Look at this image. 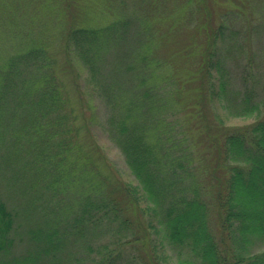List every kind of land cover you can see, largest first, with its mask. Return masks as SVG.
<instances>
[{
  "label": "trees",
  "instance_id": "1",
  "mask_svg": "<svg viewBox=\"0 0 264 264\" xmlns=\"http://www.w3.org/2000/svg\"><path fill=\"white\" fill-rule=\"evenodd\" d=\"M143 17L135 20L139 25L132 30L128 26L131 18L120 17L101 27L77 26L67 33L74 50L81 53L87 65L103 62L101 51L116 47L128 35L131 37L133 31L139 35L133 53V57L140 61L137 82L129 88L122 89L120 85L112 89L100 79L98 86L105 89H97L104 99H107L106 91L112 97L108 99L112 108L108 115L110 137L123 154L141 193L150 202V212L149 207L144 208L146 221L143 227L135 200L132 218H122L118 222L121 231L115 244L118 247L123 245L121 243L133 245L135 254L132 258L140 264H165V254L155 251L159 241H155L150 233V229H162L168 242L178 248L182 257H179L178 264H264V250L247 254L254 240L264 242V115L261 114L264 95L253 98L255 83L247 84L242 79L252 71L255 73L253 63L246 61L244 69H252L242 72L243 89L239 90L231 83L233 75L224 53L217 54L219 28L213 29L207 22L203 24L207 35L205 45L198 69H191L190 78H198L196 71L202 83L197 85L200 90L196 91L194 98L183 99L180 114L189 113V118L195 119L191 120V128L198 129L199 124L207 123L204 126V145L208 149L200 152L202 160L198 151L196 155L203 161L201 168L209 178V189L206 188L212 192L208 200L204 198V185L191 182L193 179L187 176L183 161L185 140L174 137L173 141H168L166 131L158 133L171 129L162 117L167 109L163 107V98H159L161 83L152 77V62L158 63L157 56L153 54L157 45L151 25L153 19L149 15ZM161 38L160 33V42L163 41ZM120 57L124 59L123 54ZM56 68L55 60L47 49L38 45L13 54L0 63V120L9 112L8 121L14 124V118L27 113L26 121H21L18 132L0 135L4 141L12 138L10 142L16 145L15 150L4 152L0 142V191L11 190L16 194L9 208L0 193V255L9 252L13 246L11 233L21 225L18 220L22 217L35 218L34 214H39L35 218L39 222L37 226L28 227V237L31 244L43 242L35 249L29 248L23 256L4 259L5 262L0 264H12L13 261L14 264H39L44 254L57 249L55 235L60 219L56 211L61 208L62 197L71 190L78 196H85L80 198L79 212L73 217L72 229L96 222L101 217L110 216L118 220L121 218L119 211L126 210L131 189L135 191L136 186H126L120 192L116 191L120 194L117 197L112 187L96 197L97 200L91 198L102 169L109 168L94 165V158L99 153L95 144L73 142L67 136L69 118ZM23 69L29 73L24 81L19 79ZM184 74L188 75V72ZM182 76L176 78L183 82ZM92 80L95 84L98 81L96 73L92 74ZM258 80V85L262 84L264 90V75ZM193 87L177 83L173 96L181 100L180 96L185 91L195 90ZM215 98L221 100L231 115L256 113L259 117L239 126H226L218 118L216 123L210 114V101ZM191 128L187 130L188 134H191ZM60 129L64 131L61 135ZM73 148L76 153H70ZM72 164L79 169V177L69 175L68 166ZM67 179L72 182L70 186ZM213 202L221 210L220 238L215 237L209 224L210 204ZM111 246L101 251L102 257L96 264H116Z\"/></svg>",
  "mask_w": 264,
  "mask_h": 264
},
{
  "label": "rangeland",
  "instance_id": "2",
  "mask_svg": "<svg viewBox=\"0 0 264 264\" xmlns=\"http://www.w3.org/2000/svg\"><path fill=\"white\" fill-rule=\"evenodd\" d=\"M144 15H149L153 19L151 25L157 41L153 54L157 56L158 63H154V60L152 62L151 70L154 71L152 77L157 78V83L158 80L161 83L159 98H163L165 101L163 107L167 109L162 117L172 130H160L158 133L166 131L168 141H173L174 137L185 140L184 167L187 169V176L190 175L193 179L191 182H201L204 185L202 188L204 198L209 200L212 191L206 188L209 189V178H206L205 171L201 168L203 161L198 159L196 153L198 151L200 156V152H206L208 149V146L204 145L206 138L204 126L207 123H201V126L199 124L198 129L191 128V120L195 121V119L189 118V113L184 112V116L180 114L183 99L194 98L196 91L200 90L197 85L202 83L196 71L195 75L198 78L194 80L190 78L191 69L194 67L198 69L204 49L207 36L204 23H209L213 29L219 28L217 54L223 52L225 55L233 75L231 83L239 90L243 89L240 78L242 72H250L254 68L255 73L252 71L251 75L248 74L244 77L246 79H242L246 80L247 84L255 83L253 98L258 99L264 95L262 84L258 85V78L264 75V0H0V63L11 55L35 45L46 48L55 60L58 84L66 102L65 111L69 118L67 136L73 142L95 144L99 153L94 158V165L109 168L102 169L101 178L91 191L93 195L91 198L97 200L96 197L112 187L115 193L117 190L120 192L121 189H125L126 186L130 188L136 186L135 191L131 189V194L127 197L126 210L119 211L121 218L115 220L110 216L101 217L96 222L76 226L73 227L74 229L71 228L74 225L73 217L79 212L78 204L82 200L80 198L85 196H78L72 190L65 194L62 197L61 208L56 211L60 219L55 235L58 239V247L44 254L38 261L39 264H96L102 257L101 251L107 246L109 249L111 245L116 264H140L138 260L132 258L135 254L133 245L121 243L123 245L118 247L115 240L121 231L118 222L122 218H132L135 200L141 214L142 225L145 226L144 208L149 207L150 212V202L141 193L123 154L110 137L108 115L112 108L108 99L112 97L109 91H106L107 99H104L97 90L98 87L105 89L98 86L100 79L112 89L120 85L122 89L126 86L129 88L137 82L140 61L137 57H133V53L139 35L133 31L131 37L128 35L124 42L119 44V41L116 47L101 51L104 56L103 62L97 61L87 65L81 53L78 54L77 50H74L67 33L77 26L101 27L117 21L120 17L132 19H129L128 24L131 28L129 29L132 30L139 25L135 20L144 18ZM162 28L165 30L162 31ZM160 33L162 42L158 40ZM127 53L130 54L128 57ZM122 54L124 59L120 57ZM248 60L252 61L253 67L245 70V63ZM125 71L128 72L127 75ZM185 72H188V75L184 74ZM93 73H96L98 79L96 84L92 80ZM181 74L183 82L176 78ZM28 75V71L23 69L19 79L24 81ZM118 77L120 79L116 81ZM203 79L207 83L205 76ZM177 83L188 87L194 86L195 90L185 91L179 100L173 96ZM210 102V114L216 123L218 118L226 126H239L253 122L259 117L256 113L248 116L231 115L223 107L221 100L215 98ZM261 114L264 115V106ZM8 115L9 112L3 120H0V135L18 132L21 121H26L27 113H21L19 117L14 118V124L8 121ZM208 124H211V121H208ZM190 128L192 132L188 134L187 130ZM63 132V129H60V135ZM11 140L12 138H6L4 141V138L0 137L2 151L15 150L16 145H13ZM21 153L24 151L21 150ZM70 153H76V149L73 148ZM200 158L202 160L201 156ZM68 167L71 171L70 176L79 177L80 171L77 166L72 164ZM67 182L69 186L72 184L70 179H67ZM211 189L214 190L212 185ZM0 193L10 208L11 200H14L13 196L16 194L5 189ZM115 194H118L117 197L120 196L118 192ZM34 216L37 218L39 214ZM35 218L22 217L18 220L21 225H17L16 231L11 233L14 244L9 252L0 255V259H3L0 263L5 262L4 259L23 256L29 248L35 249L37 245H43L42 241H39V244L37 242L31 244L28 237V227L33 224L37 226L39 223ZM220 218L221 210L216 202H213L210 204L209 224L217 238L221 237ZM150 233L155 241H159L158 249L155 251L157 254L159 251L165 254L163 256L165 264H178L179 257H182L179 256L178 248L168 242L163 230L150 229ZM262 250H264V242L254 240V243L252 242L248 247L247 254L251 255Z\"/></svg>",
  "mask_w": 264,
  "mask_h": 264
}]
</instances>
